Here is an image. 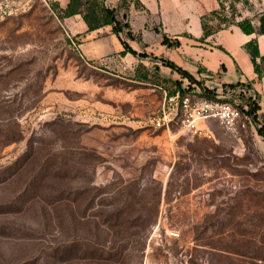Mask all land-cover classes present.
I'll list each match as a JSON object with an SVG mask.
<instances>
[{
	"label": "rangeland",
	"instance_id": "rangeland-1",
	"mask_svg": "<svg viewBox=\"0 0 264 264\" xmlns=\"http://www.w3.org/2000/svg\"><path fill=\"white\" fill-rule=\"evenodd\" d=\"M51 2L0 0V264H264V119L244 117L249 93L228 98L236 130L194 133L151 42L84 59ZM234 8L257 25L264 0Z\"/></svg>",
	"mask_w": 264,
	"mask_h": 264
},
{
	"label": "crops",
	"instance_id": "crops-1",
	"mask_svg": "<svg viewBox=\"0 0 264 264\" xmlns=\"http://www.w3.org/2000/svg\"><path fill=\"white\" fill-rule=\"evenodd\" d=\"M67 1L53 0L60 7H64ZM140 1L144 6L143 9L132 5L129 10L130 16L132 12L144 16L142 26L135 27L129 22L132 33L139 34L140 39L133 38L127 39V41L137 52L144 49L147 51L148 47L150 50L151 43L153 44V54L156 57L151 63L155 71L154 74L159 76L158 80H182V85L190 84L178 71L162 61V59H167L188 71L200 82V85L214 88L219 94L225 93L219 91L221 86L242 84V87L246 89L245 94L248 92V95L256 98L255 118L262 117L264 119V74L257 75L244 47L249 39L255 38L259 54L264 55V33L247 34L239 26L230 24L203 39L201 15L217 8L218 0ZM64 19L68 20L71 33L77 34L79 37L76 49L84 59L97 61L108 57V55L114 56L115 53L122 60L135 59V56L130 52L120 53L121 50L123 51V46L117 35L111 31V26L104 25L94 30H87V25L80 14L64 17ZM163 35H166L172 42L177 39L179 45L163 43ZM136 60L147 66L148 62H144L143 59L136 58ZM190 85L193 88L191 90H200L199 85ZM214 120L219 123L215 117L198 120V126L202 130L204 129L205 135L206 133L212 135L210 121ZM251 120L248 119L247 122ZM253 121L255 120L253 119ZM236 126L231 130H236Z\"/></svg>",
	"mask_w": 264,
	"mask_h": 264
},
{
	"label": "trees",
	"instance_id": "trees-1",
	"mask_svg": "<svg viewBox=\"0 0 264 264\" xmlns=\"http://www.w3.org/2000/svg\"><path fill=\"white\" fill-rule=\"evenodd\" d=\"M236 2L244 3L246 2V0H218L219 5L217 8L212 9L201 15L203 39L209 34H212L218 29L226 27L230 24H235L239 26V28L247 34L253 32L264 33V13L259 16L257 25H255V23L248 17L239 18L236 17V14L233 13L230 16L229 14L227 15L226 11H228L229 8H231L232 12L233 10L235 11L234 7ZM132 5L139 9L144 8L140 0H117L115 4H109L108 0H68L64 7H60L56 2H51V6L55 10L56 15L59 18L72 16L74 14H80L83 21L87 25V30H94L104 25H109L111 26V31L117 34L124 44V50L121 53L130 52L133 55H143V53H138L135 49H133L127 41V39L133 38L140 39L139 34L134 35L132 33L128 20L129 10ZM162 42L167 45H179V41L177 39H175L173 42L169 41L166 35L162 36ZM244 47L250 56L251 62L254 66V70L257 72V75L260 76L264 74V55L259 54L256 39H249L244 44ZM162 61L173 69H175L176 71L180 72L190 81H193L195 84L200 86L199 91H193L189 88L191 86L190 84L184 86L179 82V80L166 81L165 79L158 80V78H156L159 81L158 86H160V88L161 85L166 88L167 83H174L171 91L167 93L168 95L178 93L181 98L185 95H188L191 100H195L199 98H213L216 94L215 90L210 91L208 87L200 85V82L196 80L188 71L175 65L170 60L162 59ZM143 77L145 78V76ZM237 86L243 85L235 83L232 85H228V88L233 90V88ZM241 93L243 92H236V95L230 94L225 100L236 106V104H234L233 101L229 99L233 97V95L234 97H237V94ZM248 97H250L256 103L255 97H253L252 95H248ZM248 105L249 107L245 109L246 114L244 116L247 121L248 119H254L256 117L255 110L257 109V104L250 106L249 103ZM256 129L258 133L264 136V131H262L261 126H257ZM38 260L42 262L39 257Z\"/></svg>",
	"mask_w": 264,
	"mask_h": 264
},
{
	"label": "built area",
	"instance_id": "built-area-1",
	"mask_svg": "<svg viewBox=\"0 0 264 264\" xmlns=\"http://www.w3.org/2000/svg\"><path fill=\"white\" fill-rule=\"evenodd\" d=\"M244 91L245 89L242 86L235 89V92ZM229 95L226 92L224 94L216 93L213 98H199L195 100H191L188 95L181 98L178 93L167 96L169 99L175 100L179 105L178 107L183 111V125L190 127L194 133H197L198 120H204L209 117H215L227 129H234L241 112L238 107L224 99ZM163 121L164 116L162 119H157L155 124L159 126ZM241 125L243 126L244 123L241 122Z\"/></svg>",
	"mask_w": 264,
	"mask_h": 264
}]
</instances>
